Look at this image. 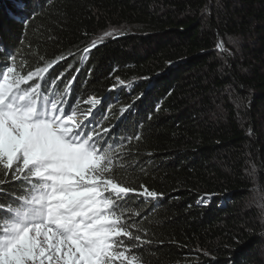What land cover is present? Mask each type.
<instances>
[{
    "label": "trees",
    "instance_id": "1",
    "mask_svg": "<svg viewBox=\"0 0 264 264\" xmlns=\"http://www.w3.org/2000/svg\"><path fill=\"white\" fill-rule=\"evenodd\" d=\"M31 2L0 0V38L20 52L39 41L48 59L75 53L56 73L81 82V112L107 99L106 125L132 106L120 131L140 139L125 141L122 174L164 194L125 209L147 213V264H264V0H50L22 27ZM112 26L125 35L80 63Z\"/></svg>",
    "mask_w": 264,
    "mask_h": 264
},
{
    "label": "snow or ice",
    "instance_id": "2",
    "mask_svg": "<svg viewBox=\"0 0 264 264\" xmlns=\"http://www.w3.org/2000/svg\"><path fill=\"white\" fill-rule=\"evenodd\" d=\"M49 2L32 0L30 14L19 18L22 27ZM122 29L112 26L92 39L80 63L106 40L125 35ZM24 41H19L25 49L20 52L0 38V264H147L143 253L152 240L138 222L147 213L134 216L125 209L164 194L122 174L125 141L140 139L139 133L120 131L132 106L122 107L121 118L107 125L106 98L89 97L84 101L89 107L81 112L73 107L79 104L81 82L77 76L61 79L64 73L57 75L54 68L76 54L48 59L39 41L35 53L32 42ZM216 48L227 51L222 42ZM248 135H254L251 128ZM140 163L128 167L134 171ZM212 195L205 194L198 204Z\"/></svg>",
    "mask_w": 264,
    "mask_h": 264
}]
</instances>
